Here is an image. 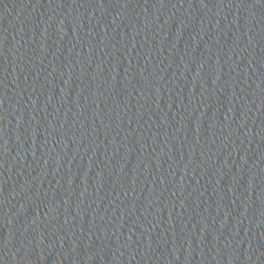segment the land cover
<instances>
[{"label": "water", "instance_id": "95a60500", "mask_svg": "<svg viewBox=\"0 0 264 264\" xmlns=\"http://www.w3.org/2000/svg\"><path fill=\"white\" fill-rule=\"evenodd\" d=\"M0 264H264V0H0Z\"/></svg>", "mask_w": 264, "mask_h": 264}]
</instances>
